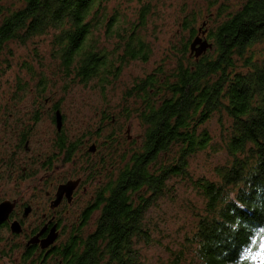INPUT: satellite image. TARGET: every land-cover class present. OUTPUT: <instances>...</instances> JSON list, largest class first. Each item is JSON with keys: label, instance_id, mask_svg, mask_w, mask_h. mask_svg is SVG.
I'll return each mask as SVG.
<instances>
[{"label": "trees", "instance_id": "trees-1", "mask_svg": "<svg viewBox=\"0 0 264 264\" xmlns=\"http://www.w3.org/2000/svg\"><path fill=\"white\" fill-rule=\"evenodd\" d=\"M199 1L210 7L219 8L220 4L217 0ZM95 2L0 0V61L11 71V47L25 48L53 30L57 32L51 41L56 47L54 55L60 58L66 76L74 72L85 82L101 73L105 76L98 81L108 84L107 69L96 74L93 68L98 50L93 49L96 37L91 30L100 25L98 22H106L102 4ZM145 13L143 8L133 28L143 26ZM194 22L193 14L184 20L189 35L183 50L185 45L188 59L194 58L195 63L182 66L177 62L163 84L153 86L155 93L161 89L169 94L160 97L157 108L142 106L135 116L148 125L139 144L125 131L132 151L118 169L114 191L101 205L94 229L83 239L74 233L69 236L73 246L67 242L62 247V264H142L139 248L149 244L156 224L146 213L159 194L162 197L174 187L175 178L190 186L201 206L192 210L194 218L183 237L185 243L161 264H264V259L251 258L261 250L264 257V0H244L227 17L210 28H201L199 39L209 48L199 57L190 51L199 35L192 29ZM106 27L110 29L109 24ZM128 38L136 45H126L125 56L142 58L146 45L132 35ZM116 51L105 52L116 58ZM22 66L30 70L27 63L18 64ZM43 84L45 80L40 79L38 85ZM137 88V96L145 103L155 96L144 84ZM24 89H18L15 99L19 100ZM105 127L102 124L95 129L100 135ZM104 137L108 138L107 134ZM107 148L108 161L100 165L109 168L114 148ZM200 154L206 163L219 154L226 158L211 166L212 177H208L191 172L192 161ZM158 158L162 159L160 171L149 172L146 166ZM199 168L196 171H201ZM3 251L7 253L0 249L5 255Z\"/></svg>", "mask_w": 264, "mask_h": 264}, {"label": "rangeland", "instance_id": "rangeland-1", "mask_svg": "<svg viewBox=\"0 0 264 264\" xmlns=\"http://www.w3.org/2000/svg\"><path fill=\"white\" fill-rule=\"evenodd\" d=\"M217 1L220 3L219 8L207 6L204 1L199 0H96V5L99 3L103 6V19H106V25L109 24L110 29H107L106 25L102 23L91 30L92 37H96L93 49L95 48L94 50H98V52L117 50L116 53L120 56L123 54L122 49L126 45H136L134 40L130 42L128 39V36L132 35L135 40L148 47V60L131 59L119 65V72L117 75L109 77L108 84L103 85L97 81V78L80 82L81 80H78L74 72L68 76L62 72L61 60L54 55L56 47L51 44L53 36L57 32L51 30L49 34L33 39V43H28L25 48H18V45H15L14 48L11 47L13 54L10 56V59H13L10 61V65L13 67L11 71H7L6 64L0 61V71L3 72L0 76V100L5 107L12 110V113H16L13 109L15 107L12 104L13 99L10 96L11 89L13 85L25 86L24 93L20 94L19 102L16 104L18 107L24 104L21 109V113H23L27 110L25 108L26 102L38 98L36 85L40 79L45 80V85L50 90L49 94H54L56 97L60 95L59 90H63L64 87L66 110L71 112L70 115L75 120L76 113L81 115L80 122L76 120V124L74 121L66 123V128L69 131L90 132L96 125L98 127L102 124L106 125L96 142L98 141V144L101 145L102 141H108L107 147L114 148V154L112 158L113 167H105L104 164L108 161L107 147L100 149L105 163L102 166L99 164V168L103 167L104 170L100 171L99 180L95 181L94 185L102 187L113 177H116L118 169L122 167L123 161L128 159L129 152L132 151V144L125 139L119 126L121 129H128L129 127V138L139 144L147 129L144 121L139 116L138 118L135 116L143 110L142 106L151 105L157 108L160 97L169 94L166 90L161 89L155 93L153 86L156 88L161 86L163 80L167 79L166 76L176 68L177 62H180L182 66L195 63L192 58V60L188 59L190 57L188 51L183 50V44L189 35L184 27V20L191 14L195 16V22L191 26L194 31L198 30L199 35L195 39H199L202 38L201 28H210L217 20L227 17L230 12L238 9L244 0ZM143 8L146 12L143 26L133 28L132 24L138 21ZM217 9H220V13ZM100 20L99 18L97 21ZM115 20H117L116 23H114ZM117 45L118 48H115ZM112 56L115 57V55ZM114 57L112 60L116 64ZM23 63H27L30 70L23 66L22 68L18 67V64L23 65ZM104 76L100 73L99 79ZM172 79L173 77L169 81ZM141 84H144L145 89H152L155 93L154 97H149L151 100L148 103H145L141 96L136 94L137 86ZM43 96L44 94L41 98ZM21 102L23 103L21 104ZM135 110L138 112H134ZM103 111L109 115H116V123L112 126L104 123V120L100 119L99 116L100 112ZM14 115L16 116V114ZM45 131L49 133V127ZM110 133H113L114 139L112 141L104 137ZM36 134H43L42 125L39 126ZM44 137L49 136L44 134ZM172 151L176 153V148L174 147ZM123 153H125V157H121ZM201 156L202 154L194 158L199 157V159H193L190 167L191 172L208 177H212L211 166L223 163L226 158L224 154H219L206 163ZM161 160L158 158L155 163L150 161L146 169L152 173L155 170L159 172ZM156 164L158 165L156 166ZM155 166L156 168H154ZM198 167L201 171H196ZM99 168L98 170H100ZM172 185L174 187L164 192L165 195L161 197L159 194L155 204L146 213L147 219L156 224L151 229L149 244L141 245L139 248L142 264H161L172 258V254L175 253L174 249L181 243H185L183 237L188 233L189 221H193L194 218L192 210L201 206L199 199L189 185L181 183L178 178L174 179ZM170 190L172 191L170 192ZM92 220L73 235L78 239H83L84 234H88L94 229ZM73 221L76 222L75 218ZM3 238L4 242L1 240ZM8 238L5 233L0 234V249L9 251L14 247L15 251H12L10 256L5 251H3L5 255L0 253V264H24L19 258L23 243L19 239L12 242ZM66 239V237L61 238L58 245L66 243ZM260 252L263 253L262 250ZM254 257L255 255L251 256L252 259Z\"/></svg>", "mask_w": 264, "mask_h": 264}, {"label": "flooded vegetation", "instance_id": "flooded-vegetation-1", "mask_svg": "<svg viewBox=\"0 0 264 264\" xmlns=\"http://www.w3.org/2000/svg\"><path fill=\"white\" fill-rule=\"evenodd\" d=\"M126 47L122 49L124 52ZM124 52L116 57V64L108 52H97L96 68L93 66L96 74L107 69L109 82V77L119 72V65L131 60ZM147 53L149 49L145 46L144 60H139L147 61ZM110 66L113 67L111 70ZM96 78L98 81L99 77ZM36 86L38 98L27 101V110L23 113L24 104L18 107L19 100L15 99L19 96L20 85H13L10 93L16 113L0 100V207L5 213L0 234L5 233L12 242L21 240L23 246L19 258L24 264H60V251L65 244L58 245L61 238L66 237V243L73 246L70 235L80 231L91 219L93 227L96 226L101 205L114 191L115 177L102 187L94 185L99 180L100 171L104 170L99 168L104 161L100 149L106 148L108 141H103L102 145L96 142L98 128L90 132H72L66 128V123L80 122L81 115L75 112V120L66 110L64 87L56 97L49 94L45 84ZM57 116L60 118L59 127ZM99 116L111 126L117 121L116 115H109L106 111L100 112ZM41 125L43 134L37 135ZM47 127L49 133L45 131ZM119 127L125 136L128 130ZM145 128L148 130V125ZM144 134L146 136L147 131ZM107 137L110 141L114 139L113 136ZM14 224L18 225V233L13 232ZM52 231L55 240L43 248V242ZM12 251H15L14 247L7 251L9 256Z\"/></svg>", "mask_w": 264, "mask_h": 264}, {"label": "water", "instance_id": "water-1", "mask_svg": "<svg viewBox=\"0 0 264 264\" xmlns=\"http://www.w3.org/2000/svg\"><path fill=\"white\" fill-rule=\"evenodd\" d=\"M209 48V46L205 43V42H201L200 39H195L190 46V51L191 53L195 52V57L200 56L202 53H204L207 49ZM57 118V127L60 126V118L59 116L56 117ZM3 210L0 207V223L5 219V213L3 214L2 212ZM13 226V225H12ZM15 226V228H13ZM14 226L12 227L13 232L18 233L19 229H18V225L16 226L14 224ZM54 232L52 231V233L47 237V239L43 242V248L50 246L53 241L55 240L56 236L53 234ZM33 242V241H32ZM30 242V243H32Z\"/></svg>", "mask_w": 264, "mask_h": 264}, {"label": "snow or ice", "instance_id": "snow-or-ice-1", "mask_svg": "<svg viewBox=\"0 0 264 264\" xmlns=\"http://www.w3.org/2000/svg\"><path fill=\"white\" fill-rule=\"evenodd\" d=\"M255 259H264V257L261 256L260 253H256Z\"/></svg>", "mask_w": 264, "mask_h": 264}]
</instances>
